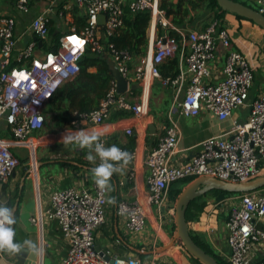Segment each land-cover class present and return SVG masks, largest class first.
<instances>
[{"label": "built area", "instance_id": "2783aa9c", "mask_svg": "<svg viewBox=\"0 0 264 264\" xmlns=\"http://www.w3.org/2000/svg\"><path fill=\"white\" fill-rule=\"evenodd\" d=\"M256 4L264 14V0H256ZM0 6L4 7L0 11V182H9L21 165L18 149L30 153L28 165L34 172L32 149L36 153L35 142L40 140L46 123L45 107L59 87L81 71L80 61L88 48L111 57L128 81L129 90L133 83L140 85L141 98L134 102L127 94L119 93L114 79L99 106L80 113L68 130L81 122L102 125L113 109L131 111L137 118L147 116L155 78L175 89L165 133L145 158L149 169L147 202L122 199L117 204V213L131 233L144 232L149 205L162 212L170 187L176 182L201 176L244 181L264 170V94L250 101L252 63L245 52L231 47L229 31L220 28L217 21L205 29L179 27L161 6V0H0ZM127 10L132 14L148 12L151 17L148 51L138 58L105 41L123 25ZM103 15L106 20L101 24L99 17ZM77 16L85 19L80 28ZM52 30L58 39L52 37ZM219 46L225 49L223 76L213 81L211 63ZM177 53L186 66L176 77H163L160 65ZM247 104L251 112L246 120H235L227 133L206 138L190 160L173 163L181 137L175 114L190 117L206 109L224 121ZM126 133L132 134V128ZM100 140L108 146L105 136L101 135ZM119 148L129 153L130 160L136 156V150ZM233 199L226 221L230 247L227 260L230 264H264L251 254L254 244L264 240V231L256 226V219L264 217V188L234 194ZM108 206L109 188L101 189L96 183L91 188L70 186L51 193L44 215L57 222L67 241L61 264H114L96 247L95 234L107 222ZM32 221L42 227L41 211ZM115 258L116 264H141L137 259ZM35 264H42L41 260Z\"/></svg>", "mask_w": 264, "mask_h": 264}, {"label": "crops", "instance_id": "0c3cea01", "mask_svg": "<svg viewBox=\"0 0 264 264\" xmlns=\"http://www.w3.org/2000/svg\"><path fill=\"white\" fill-rule=\"evenodd\" d=\"M239 1H251L256 4V0ZM210 15L212 12H209L207 18ZM222 20L224 27L230 33L231 47L245 52L252 63L254 83L250 92L251 101L264 94V29L253 21L239 18L229 12L223 16ZM200 23L201 20L198 21L196 27L201 28ZM177 55L180 58V68L186 66L181 54L177 53ZM224 57L225 49L219 46L216 59L211 63L214 71L213 81L223 76ZM133 85L136 87L133 88ZM141 92L140 85L133 83L130 90L124 93L136 102L140 100ZM174 102L175 89L165 87L158 78H155L152 82L147 116L137 118L131 111L113 109L102 125L96 126L81 122L79 127L69 129L86 128L99 133L100 136H105L108 146L116 145L127 150H136L134 159L126 164L119 162L118 170L110 178L107 222L95 234L96 247H100L102 251L111 256L137 259L141 261V264H200L178 242L163 251H158L169 245L173 239L174 231L170 228L169 219L167 220L168 215L173 214V209L169 208L168 212V208L165 207L160 213L155 206L149 205L146 228L144 232L138 234L131 233L123 218L117 213V204L122 199L147 202L149 169L145 165V158L164 135ZM250 112V105L240 107L224 121L206 109L190 117L175 114L179 122L181 137L177 151L172 158L173 163L181 164L190 160L199 153L201 144L206 138L227 133L235 120H246ZM45 127L46 125L39 134L40 140L35 142V147L37 145L39 147L40 166L38 170L33 147L34 172L30 171L27 164L24 168H19V166L9 182L5 184L9 199L4 202L14 210L16 223L13 228L16 240L20 243L25 240L31 241L37 251L21 250L17 253H10L3 250L0 255V264H35L39 259L42 264H61L68 249L67 241L57 222L47 219L44 215L50 206L51 193L56 189L70 186L91 188L95 183L91 168L98 164V160L94 162L87 160L89 149L64 145L61 141L68 129L60 127L58 130L48 131ZM128 128H132V134L126 133ZM20 150L23 149L16 151L19 156ZM187 184L186 181H179L171 185L167 207L171 203L175 206L174 199H177ZM224 201L219 203L222 209L227 208V211L230 204L235 202L233 195L228 196ZM208 204L212 205L211 200H207V206L198 218L189 220L191 233L197 243L228 259L230 247L226 221L229 214L225 220H222L218 210L210 209L211 206L209 207ZM40 211L43 217L42 227L32 221V217ZM164 217H166L165 221ZM256 226L264 231V217L256 219ZM136 248L145 252H137ZM251 254L255 261L264 260V240L254 244Z\"/></svg>", "mask_w": 264, "mask_h": 264}, {"label": "trees", "instance_id": "16d2710c", "mask_svg": "<svg viewBox=\"0 0 264 264\" xmlns=\"http://www.w3.org/2000/svg\"><path fill=\"white\" fill-rule=\"evenodd\" d=\"M243 3L249 5L247 2ZM161 6L167 10L173 23L179 27H196L194 23L197 20H201L203 22L201 24L202 29H205L214 21L219 23L220 28H224L222 19L227 12L221 9L217 0H161ZM209 12H212V15L207 18ZM237 17L243 18L238 15ZM150 20L151 17L148 12L132 14L127 10L123 25L105 41L114 43L119 49L131 51L136 57L142 56L147 53L150 43ZM76 23L78 28L82 27L85 23L84 17L77 16ZM51 32L52 37L58 39V34H55L54 30ZM161 33L159 31V34ZM171 34L179 39L181 38L175 31H172ZM80 65L81 71L78 75L59 87L47 105L57 126L61 124L63 127H70L71 121L78 118L80 113L96 109L106 96L114 80V75L105 53H99L88 48L80 61ZM160 72L163 77H176L180 72L179 56L168 59L160 67ZM60 112H64L63 117H60ZM191 181L192 179H187L186 183ZM209 194L217 195L218 199H221L236 193L213 189L197 197L191 202L187 210L188 221L192 218H198L204 212L207 206V200L205 199ZM194 211H196L195 215H193ZM202 247L220 262L230 264L226 258L217 255L204 246ZM194 259L200 261L196 257ZM201 264L203 263L201 262Z\"/></svg>", "mask_w": 264, "mask_h": 264}, {"label": "water", "instance_id": "95a60500", "mask_svg": "<svg viewBox=\"0 0 264 264\" xmlns=\"http://www.w3.org/2000/svg\"><path fill=\"white\" fill-rule=\"evenodd\" d=\"M219 6L223 11L241 16L245 19L253 21L255 24L264 29V14L258 11L255 7L247 5L241 1L237 0H217ZM106 17L100 16L99 22L104 24ZM108 62L110 64L114 79L117 83V90L119 93H124L128 89V81L121 75L118 67L111 57L107 55ZM133 88L136 85L132 86ZM264 188V174L258 175L254 178L244 180V181H226L213 176H201L190 183L181 191L178 195L175 203V222L176 230L172 241L169 245H166L159 249L158 251H163L170 246L174 245L179 240L183 243L185 248L197 259H199L203 264H226L220 262L215 256L208 253L202 246H200L191 233L189 226V221L187 220V210L193 200L200 197L207 192L218 189L222 191H227L230 193H247L258 189ZM8 193L6 191V186L4 183L0 182V201H7ZM104 258L111 263L116 264L117 260L114 256L109 253H105L97 247ZM137 252L144 253L142 249H135Z\"/></svg>", "mask_w": 264, "mask_h": 264}, {"label": "clouds", "instance_id": "9594fccd", "mask_svg": "<svg viewBox=\"0 0 264 264\" xmlns=\"http://www.w3.org/2000/svg\"><path fill=\"white\" fill-rule=\"evenodd\" d=\"M64 145L72 147L87 148V160L99 163L91 168L93 179L101 189L110 187V178L118 170V163H128L131 159L129 153L116 145L105 146L100 140V134L89 131L86 128L68 130L62 137ZM16 223L14 210L5 202L0 201V250L17 253L21 250L26 252L37 251L36 246L28 240L20 243L16 240L13 225Z\"/></svg>", "mask_w": 264, "mask_h": 264}, {"label": "rangeland", "instance_id": "374dc122", "mask_svg": "<svg viewBox=\"0 0 264 264\" xmlns=\"http://www.w3.org/2000/svg\"><path fill=\"white\" fill-rule=\"evenodd\" d=\"M247 3L255 8H258V5L255 4V3H252L251 1H247ZM4 7L3 6H0V11L3 9ZM194 24H198V20L194 23ZM200 24H203V22H201ZM151 35V34H150ZM150 37V36H149ZM151 102H152V99H151ZM249 104H247L245 107H247ZM44 115H45V118H46V130H58V128H67V127H63L61 124H59L58 126L55 124L56 122L53 121L52 119V114L50 113V108L48 106L45 107V110H44ZM64 116V112H60V117H63ZM39 147H37L36 149V160H37V166L39 168L40 166V163H39ZM20 157H21V165L19 168H24L25 167V164L28 165V161L30 162V153L26 150V149H23V150H20ZM35 157V156H34ZM261 174H264V170L260 173ZM18 185V184H17ZM228 198V196H225L221 199H218L217 195H214V194H209L207 197H206V200H211L212 202V205L211 204H208V206L212 209V210H215L217 209L218 210V214L220 215V219L222 220H225L227 215H228V211H227V208H223L222 209V205L219 203V202H225L224 199ZM174 201L176 202V200L174 199ZM174 202V204H175ZM166 208H168V212H169V208L173 209V214L170 213V215H168L169 218H167V220L169 219L170 221V228L171 230L174 231L175 233V230H176V222H175V206L171 203L170 206L168 205V207L166 206ZM166 217H164V221H165ZM169 223V222H168ZM181 246L185 248V246L183 245V243L179 240V242ZM187 253L192 257L194 258V256L186 249ZM130 259V258H129ZM197 261V260H196ZM200 264L201 262L198 261Z\"/></svg>", "mask_w": 264, "mask_h": 264}, {"label": "bare ground", "instance_id": "6f19581e", "mask_svg": "<svg viewBox=\"0 0 264 264\" xmlns=\"http://www.w3.org/2000/svg\"><path fill=\"white\" fill-rule=\"evenodd\" d=\"M34 165H35V164H34ZM34 165H33V170L35 169V168H34Z\"/></svg>", "mask_w": 264, "mask_h": 264}]
</instances>
